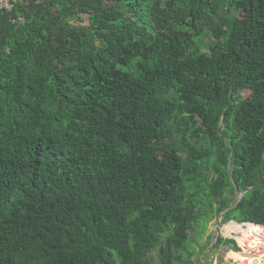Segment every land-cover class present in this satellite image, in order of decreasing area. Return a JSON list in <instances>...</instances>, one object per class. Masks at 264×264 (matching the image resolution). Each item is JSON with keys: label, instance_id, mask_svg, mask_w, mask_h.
Masks as SVG:
<instances>
[{"label": "trees", "instance_id": "16d2710c", "mask_svg": "<svg viewBox=\"0 0 264 264\" xmlns=\"http://www.w3.org/2000/svg\"><path fill=\"white\" fill-rule=\"evenodd\" d=\"M226 211L264 226V0L0 13V264H201Z\"/></svg>", "mask_w": 264, "mask_h": 264}, {"label": "built area", "instance_id": "2783aa9c", "mask_svg": "<svg viewBox=\"0 0 264 264\" xmlns=\"http://www.w3.org/2000/svg\"><path fill=\"white\" fill-rule=\"evenodd\" d=\"M23 0H0V13L12 14L17 8L19 3ZM14 22L16 20L14 19ZM249 224H241L245 229L249 228ZM254 229L249 231L244 241L241 243L238 239L232 236V239L236 240L238 247L240 248V254L242 257L237 260H232L230 264H264V226L253 224Z\"/></svg>", "mask_w": 264, "mask_h": 264}, {"label": "rangeland", "instance_id": "374dc122", "mask_svg": "<svg viewBox=\"0 0 264 264\" xmlns=\"http://www.w3.org/2000/svg\"><path fill=\"white\" fill-rule=\"evenodd\" d=\"M83 24L84 25H88L89 24V21H88V19L86 17H85V21L83 22ZM198 39H199L200 44H201V51H204V52H207L209 47L215 42L213 35H211L209 32H207L205 35L199 36ZM245 96L248 97L249 96V92H246ZM234 200H236V198H234ZM219 218L214 219L213 221H211L209 223L208 232L205 235L204 241L206 240L208 235L214 234V236H215V234L217 233V231L219 229V227H218ZM227 224L228 223L224 224L222 222V228H221L220 234L224 238H232V236L229 237V236L225 235V233L223 231V227L225 225H227ZM196 235H197V232H193L192 233V237H195ZM195 246H197V245H195ZM196 248L199 249L200 247L197 246ZM214 249L215 248H213L212 251L208 254V256L206 258V264L208 262H212L213 263L214 259H216V258L219 259V264H230L232 262V260H237L236 258H234V257H232L230 255V253H232V251H234V250H232V249H230L228 247H222L219 250H216V249L214 250ZM159 255H160V253H159L158 249L154 250L152 252L151 258H152L153 264H160ZM202 262H203V257H202ZM202 262H201V264H202Z\"/></svg>", "mask_w": 264, "mask_h": 264}, {"label": "water", "instance_id": "95a60500", "mask_svg": "<svg viewBox=\"0 0 264 264\" xmlns=\"http://www.w3.org/2000/svg\"><path fill=\"white\" fill-rule=\"evenodd\" d=\"M245 193H246V192L239 193V191H237V193H236V200H235L234 204L232 205L231 209H233V208L236 206V204L242 199V197L244 196ZM231 209H230V210H231ZM230 210H229V211H230ZM227 213H228V211H226L225 213L221 214V216H220V218H219V223H218V227H219V229H218L217 233H216L215 236H214L213 244L210 246V248L205 252V254H204V256H203V262H202V264H206V258H207V256H208V254L212 251V249L215 247L216 243L218 242V240H219V238H220V235H221V234H220V231H221V228H222V220H223L224 216H225ZM231 222H236V221H231ZM236 223H237V222H236ZM242 224H244V223H242ZM229 239H232V238H229Z\"/></svg>", "mask_w": 264, "mask_h": 264}, {"label": "crops", "instance_id": "0c3cea01", "mask_svg": "<svg viewBox=\"0 0 264 264\" xmlns=\"http://www.w3.org/2000/svg\"><path fill=\"white\" fill-rule=\"evenodd\" d=\"M232 252H235V251H232ZM236 253H239V252H236ZM209 264H219V259L216 258V259H214L213 263L209 262Z\"/></svg>", "mask_w": 264, "mask_h": 264}]
</instances>
